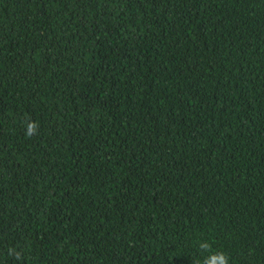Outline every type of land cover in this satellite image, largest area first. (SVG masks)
Segmentation results:
<instances>
[{
  "label": "trees",
  "instance_id": "16d2710c",
  "mask_svg": "<svg viewBox=\"0 0 264 264\" xmlns=\"http://www.w3.org/2000/svg\"><path fill=\"white\" fill-rule=\"evenodd\" d=\"M202 241L264 264V0H0V264Z\"/></svg>",
  "mask_w": 264,
  "mask_h": 264
},
{
  "label": "clouds",
  "instance_id": "9594fccd",
  "mask_svg": "<svg viewBox=\"0 0 264 264\" xmlns=\"http://www.w3.org/2000/svg\"><path fill=\"white\" fill-rule=\"evenodd\" d=\"M37 125L34 122L27 123V135H31L37 129ZM199 249L203 255L205 252L209 255L204 256L203 260L198 264H230L231 257L226 252H212V245L208 241L199 242Z\"/></svg>",
  "mask_w": 264,
  "mask_h": 264
}]
</instances>
